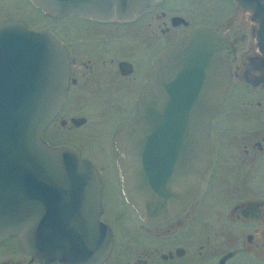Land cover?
Instances as JSON below:
<instances>
[{
    "label": "water",
    "instance_id": "water-1",
    "mask_svg": "<svg viewBox=\"0 0 264 264\" xmlns=\"http://www.w3.org/2000/svg\"><path fill=\"white\" fill-rule=\"evenodd\" d=\"M51 17L129 21L157 0H29ZM251 21L237 80L264 90V0H232ZM2 28V29H1ZM12 34V35H11ZM227 46L208 28L163 52L134 115L120 126L117 169L126 201L146 223L183 211L210 167V130L232 82ZM68 57L49 31L0 27V241L16 237L39 261L101 264L112 232L99 222L100 177L73 148L42 133L68 86ZM248 245L264 255V230Z\"/></svg>",
    "mask_w": 264,
    "mask_h": 264
},
{
    "label": "flooded vegetation",
    "instance_id": "flooded-vegetation-1",
    "mask_svg": "<svg viewBox=\"0 0 264 264\" xmlns=\"http://www.w3.org/2000/svg\"><path fill=\"white\" fill-rule=\"evenodd\" d=\"M20 1L54 26L35 30L24 20L7 19L0 27L19 22L30 32L50 31L67 52L66 95L42 138L52 147L75 149L100 177L99 222L112 232L110 254L101 264H264V255L248 245L252 232L264 230V90H249L248 81L237 80L240 54L247 51L251 26V21L242 24L237 5L232 0H209L208 11H192L188 17L194 0H175L173 7L166 0H157L134 19L121 22L73 14L54 18L28 0ZM12 3L0 0V10L6 5L11 8ZM219 13L228 17L220 19ZM196 18L202 22L195 23ZM199 28L213 30L225 42L232 73L226 99L212 120L210 167L183 211L165 222L146 223L122 193L116 166L118 131L133 115L159 55ZM105 121L110 122L104 133L109 138L106 165L95 163L96 153L82 156L70 142L52 143L51 129L57 124L68 138L82 139L80 131L91 130L86 138L93 142ZM114 159L118 209L110 208L104 185L108 163ZM120 222L118 237L111 223L119 231ZM0 264L65 263L36 260L25 253L16 237H10L0 241Z\"/></svg>",
    "mask_w": 264,
    "mask_h": 264
},
{
    "label": "rangeland",
    "instance_id": "rangeland-1",
    "mask_svg": "<svg viewBox=\"0 0 264 264\" xmlns=\"http://www.w3.org/2000/svg\"><path fill=\"white\" fill-rule=\"evenodd\" d=\"M24 1V0H23ZM167 2V6L173 7L174 5L176 6V2L175 0H166ZM165 1V2H166ZM12 3V7L8 8L9 5L5 6H1L4 9L0 10V22L7 20V19H13V20H24L28 23L30 29H35V30H40L43 28H50L54 26V22L47 20L45 18H43V16H41L39 14V12L33 11L31 8H27L26 4L24 2H21L20 0H11ZM212 4L209 3V0H194V2L191 4V7L189 8V10L187 11V16L190 17L191 12L195 11L198 12V10H202L203 11H208V9H210ZM163 10H165L163 8ZM25 11L26 14L24 13ZM173 11V10H172ZM174 12V11H173ZM194 12V13H195ZM172 15L174 13H171ZM228 16H224L222 17L221 13H219V18L220 19H226ZM201 23L202 19L201 18H196L195 19V23ZM71 103V102H70ZM76 104L75 101H73L71 103V105L73 106V104ZM77 107V106H76ZM77 109H79L77 107ZM80 112H73L72 115H76L79 114ZM115 116H113L114 118ZM225 119V118H224ZM223 119V120H224ZM112 120V119H111ZM109 123L105 121L102 126H100V128H98V133L96 134L97 137H95V140L93 142H89L86 138V133H90L91 130L85 129L83 128L80 133H82L83 138L79 139V137H70L68 138L66 136V134H68L66 132V130L64 129H59V124H57V126L55 125L54 127H52V131L53 136H51L52 139V143H62V142H70L71 144L75 145L82 153V156H87L89 154H94L96 153L97 156V160H94L95 163L97 165H103V164H107V160H106V155L107 152L109 151V145H108V137L107 134H104L107 129L109 128ZM115 159L113 161V163H108L110 166L109 170L106 173V177H105V181H104V185L105 188L108 189V194H109V198H110V203L109 206L111 209H118V203L116 202L115 198L117 196V191H116V186H115V174H116V170H115ZM114 226V229L117 231V235L118 237H120V232H122V228H121V222H120V228L118 231L117 225L115 223H111ZM126 243V238L122 239V244L125 245Z\"/></svg>",
    "mask_w": 264,
    "mask_h": 264
}]
</instances>
